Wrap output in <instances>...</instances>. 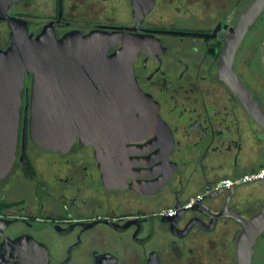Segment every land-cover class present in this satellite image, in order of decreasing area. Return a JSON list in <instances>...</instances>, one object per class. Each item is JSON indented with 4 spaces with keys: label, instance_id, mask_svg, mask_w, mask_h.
<instances>
[{
    "label": "flooded vegetation",
    "instance_id": "obj_1",
    "mask_svg": "<svg viewBox=\"0 0 264 264\" xmlns=\"http://www.w3.org/2000/svg\"><path fill=\"white\" fill-rule=\"evenodd\" d=\"M250 2L0 0V119L18 114L9 167L0 150V264H234L239 218L264 205V129L218 75ZM92 34L111 37L107 56L130 52L161 124L147 131L134 111L122 143L95 119L86 137L104 142L41 149L28 133L32 73L20 86L2 55L20 36ZM234 42L230 68L264 109V8ZM76 81L80 105L98 108L96 79Z\"/></svg>",
    "mask_w": 264,
    "mask_h": 264
},
{
    "label": "water",
    "instance_id": "obj_2",
    "mask_svg": "<svg viewBox=\"0 0 264 264\" xmlns=\"http://www.w3.org/2000/svg\"><path fill=\"white\" fill-rule=\"evenodd\" d=\"M263 8L264 0H251L239 13L231 36L230 51L219 63L218 77L226 83L244 111L264 129V109L237 80L230 68L234 41L240 40ZM110 45L111 37L102 34L85 37L66 35L61 39L48 35L35 38L20 36L3 53L4 60L15 64L18 75L14 77L20 86L24 72L32 73V107L28 133L34 145L48 151H65L72 146L77 135L85 143L104 142L106 135L86 137L85 127L90 126L95 119L104 126L114 127L113 140L119 139L123 143L128 140V132L124 127L130 125L128 118L134 111L141 112L144 120L140 124L147 131L151 124H161L153 110V101L137 88L130 52L123 45L107 56ZM88 77L96 79L101 88L96 92L98 108L80 105V92L70 87L77 84L78 78ZM17 126V110L2 108L0 150L3 167L11 164ZM239 219L242 228L234 241V264H251L252 246L264 231V205L251 216Z\"/></svg>",
    "mask_w": 264,
    "mask_h": 264
},
{
    "label": "rangeland",
    "instance_id": "obj_3",
    "mask_svg": "<svg viewBox=\"0 0 264 264\" xmlns=\"http://www.w3.org/2000/svg\"><path fill=\"white\" fill-rule=\"evenodd\" d=\"M252 264H264V238L260 237L256 243Z\"/></svg>",
    "mask_w": 264,
    "mask_h": 264
},
{
    "label": "built area",
    "instance_id": "obj_4",
    "mask_svg": "<svg viewBox=\"0 0 264 264\" xmlns=\"http://www.w3.org/2000/svg\"><path fill=\"white\" fill-rule=\"evenodd\" d=\"M262 175H264V168L258 173V176L261 177ZM227 183V182H226Z\"/></svg>",
    "mask_w": 264,
    "mask_h": 264
}]
</instances>
